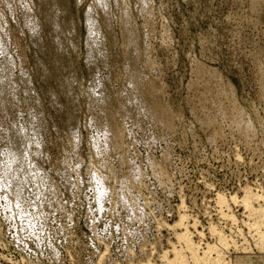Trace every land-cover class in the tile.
Masks as SVG:
<instances>
[{
  "label": "rangeland",
  "instance_id": "obj_1",
  "mask_svg": "<svg viewBox=\"0 0 264 264\" xmlns=\"http://www.w3.org/2000/svg\"><path fill=\"white\" fill-rule=\"evenodd\" d=\"M5 153L0 264H264V0H0Z\"/></svg>",
  "mask_w": 264,
  "mask_h": 264
},
{
  "label": "bare ground",
  "instance_id": "obj_2",
  "mask_svg": "<svg viewBox=\"0 0 264 264\" xmlns=\"http://www.w3.org/2000/svg\"><path fill=\"white\" fill-rule=\"evenodd\" d=\"M20 131V130H19ZM108 130H106V132H107ZM99 132V131H98ZM21 134V133H20ZM22 134H23V132H22ZM25 135V134H24ZM23 136V135H22ZM109 138V137H108ZM107 138V139H108ZM106 139V138H105ZM15 140V139H14ZM110 140V139H109ZM17 140H15V142H16ZM108 142V141H107ZM12 143H13V141H12ZM39 143V142H38ZM37 142H34V144H35V146L36 147H38L39 146V144H38ZM7 145V144H6ZM12 145V144H11ZM31 146V145H30ZM105 147V146H104ZM110 147V146H109ZM111 147H113V145L111 144ZM25 148V147H24ZM106 148V147H105ZM114 148V147H113ZM37 149V148H36ZM35 149V151H33V153L32 154H34V155H36L37 154V152H38V150H36ZM110 149V148H109ZM12 150V149H11ZM11 150H9V151H11ZM112 150V149H111ZM17 151V150H16ZM106 151V150H105ZM110 151V150H109ZM103 152H104V150H103ZM108 152V151H107ZM29 153V152H28ZM5 154H7L6 155V158H5V160H4V163H3V167H2V171L0 172V181H1V183H2V185H4L5 187H8L9 188V190L11 191V194H12V196L13 197H15L16 199H18V197H19V195L20 194H22V193H20V190H21V188L26 184V182L27 181H32V180H30V179H32V177L26 172L27 170H28V168H27V170H25V168L26 167H28V165H26L25 164V161H24V159H22V157H24V156H22L21 155V158L19 157V156H17V155H14V154H12V153H5ZM17 154V153H16ZM31 155V154H30ZM25 157H27V156H25ZM31 157V156H30ZM29 157V158H30ZM28 158V157H27ZM26 160V159H25ZM28 161V160H27ZM30 163V162H29ZM30 167V166H29ZM93 167V166H92ZM33 168H34V166H33ZM32 169V168H31ZM33 170V169H32ZM37 173V172H36ZM35 173V174H36ZM156 173V172H155ZM33 173L31 172V175H32ZM94 175V174H93ZM93 175H92V177H93ZM35 176V175H34ZM37 176V175H36ZM97 177V176H96ZM34 178V177H33ZM40 178V177H39ZM45 178V177H44ZM40 180V179H39ZM43 180V179H42ZM93 180V179H92ZM97 180V179H96ZM110 180V179H109ZM100 181V180H99ZM36 182V181H35ZM39 182V181H38ZM94 182V181H93ZM96 182V181H95ZM103 182V181H102ZM44 183V182H43ZM28 184H29V182H28ZM32 184H33V182H32ZM39 184V183H38ZM96 185V184H95ZM27 186V185H26ZM38 186V185H37ZM39 186H40V184H39ZM42 186H44V185H42ZM41 186V187H42ZM102 186V185H101ZM104 186V185H103ZM29 187H31V186H29ZM100 187V186H99ZM105 187V186H104ZM1 188H3V186L1 187ZM32 188H33V186H32ZM39 188V187H38ZM25 189V188H24ZM29 189V188H28ZM39 189H41V188H39ZM96 189H97V187H96ZM4 190V189H3ZM7 190V189H6ZM45 190V189H44ZM10 191H8L9 193H10ZM35 191V190H34ZM42 191V190H41ZM39 192V193H42V192ZM53 191V190H52ZM100 191V190H99ZM4 192V191H3ZM27 192V191H26ZM44 192V191H43ZM108 192V191H107ZM250 192V191H249ZM48 193L50 194L51 192H49L48 191ZM109 193V192H108ZM125 193V192H124ZM46 194V193H45ZM98 194V193H97ZM247 194V193H246ZM249 194V193H248ZM247 194V195H248ZM251 194V193H250ZM23 195V194H22ZM36 195V194H35ZM41 195V194H40ZM44 195V194H43ZM52 195V194H51ZM95 195H96V193H95ZM104 195V194H103ZM102 192L100 193L99 192V195H98V199L99 200H101L102 199ZM118 195H120L119 193H118ZM246 195V196H247ZM37 196V195H36ZM46 196V195H45ZM251 197V196H254V198L253 199H251V198H246L245 197V199L242 201V204H241V206L243 205V207H244V209H246L247 211H254V212H256L255 211V208H254V206L253 205H255L254 203H255V201H256V203H258V199H260L261 197V195L258 197V195H256L257 197H255V195H248V197ZM264 196V195H263ZM9 197V196H8ZM40 197V196H39ZM51 197V196H50ZM49 197V198H50ZM121 197V196H120ZM119 197V198H120ZM129 197V196H128ZM244 197V196H243ZM7 198V197H6ZM10 198V197H9ZM43 198V197H42ZM41 198V199H42ZM46 198V197H45ZM97 198V197H96ZM106 198V197H105ZM104 198V199H105ZM232 198V197H231ZM233 198H235V200H236V196H234ZM263 198V197H262ZM21 199H22V197H21ZM48 199V198H47ZM51 200H52V198H50ZM129 198H127V200H128ZM243 199V198H242ZM12 201H13V199H11ZM23 200V199H22ZM35 200V199H34ZM121 200H122V198H121ZM223 199H220V201H222ZM232 200V199H231ZM240 200V199H239ZM262 200V202H264L263 201V199H261ZM6 201V200H5ZM38 201V200H37ZM48 201V200H47ZM50 201V200H49ZM48 201V202H49ZM97 201V200H96ZM102 201V200H101ZM227 201V200H226ZM232 201H234V200H232ZM231 201V202H232ZM7 202H9V201H7ZM20 202V201H19ZM36 202V201H35ZM39 202V201H38ZM45 202V201H44ZM47 202V203H48ZM128 202V201H127ZM10 203V202H9ZM15 203V202H14ZM30 203H31V201L28 203L29 204V206L31 207V205H30ZM34 203V202H33ZM40 203V202H39ZM52 203V202H51ZM232 203H234V202H232ZM235 203H237V202H235ZM12 204V203H11ZM16 204V203H15ZM36 204H38L37 202L34 204V205H36ZM44 204V203H43ZM53 204V203H52ZM224 204V203H223ZM259 204V203H258ZM7 205V204H6ZM9 205V204H8ZM46 205H48V204H46ZM225 205H226V203H225ZM15 206V205H14ZM19 206H21V205H19ZM23 206V205H22ZM52 206V205H51ZM259 206H260V204H259ZM262 206V205H261ZM6 207V206H5ZM101 207V206H100ZM14 208V207H13ZM26 208V207H25ZM32 208V207H31ZM50 208V207H49ZM263 208V207H262ZM10 209V208H9ZM16 209V208H15ZM257 209V208H256ZM259 209V208H258ZM261 209V208H260ZM259 209V210H260ZM245 210V211H246ZM259 210H257V211H259ZM14 211V210H13ZM16 211V210H15ZM12 212V211H11ZM50 212V211H49ZM261 212V213H260ZM16 213V212H15ZM22 213H23V211H22ZM96 213V212H95ZM253 213V212H252ZM254 214H256V213H254ZM260 214V217H261V215H263V217L262 218H264V209L263 210H260L259 211V213H258V215ZM8 215V214H7ZM25 216V215H24ZM23 216V217H24ZM27 217H28V215H27ZM36 217V216H35ZM38 217V216H37ZM259 217V216H258ZM32 218V217H31ZM39 218V217H38ZM230 218H233V217H230ZM181 220L182 219H185V217L184 218H180ZM23 220V219H22ZM26 220V219H25ZM35 219H33V221H34ZM27 221V220H26ZM30 221H32V220H30ZM29 221V222H30ZM35 221H37V219L35 220ZM184 221V220H183ZM182 221V222H183ZM232 221H234V219L232 220ZM19 222V221H18ZM181 221L179 222V223H182ZM23 223V222H22ZM32 223V222H31ZM34 223V222H33ZM27 224V223H26ZM32 225V224H31ZM30 225V226H31ZM34 225V224H33ZM180 225V224H179ZM178 225V226H179ZM183 225V224H182ZM179 227H181V226H179ZM183 227V226H182ZM223 239V238H222ZM221 241H223V240H221ZM187 247H189V251H190V254L192 255V263L193 264H202V261L206 258V256H208L207 254L209 253V252H211V251H214L215 249H214V247H212L214 250H212L210 247H207L206 249H207V251H205L204 253H203V257L202 258H199L197 255H196V253H195V251L193 250V247H192V244H188V246ZM212 254V253H211ZM175 257V259H173V261H169V259H168V261L166 262V264H188L186 261H184L183 259H182V257H180V258H177V256H174ZM184 258V257H183ZM209 258V257H208ZM210 259V258H209ZM209 259H208V261H209ZM172 260V259H171ZM213 264H223V263H221V261H219L218 259L217 260H213Z\"/></svg>",
  "mask_w": 264,
  "mask_h": 264
}]
</instances>
